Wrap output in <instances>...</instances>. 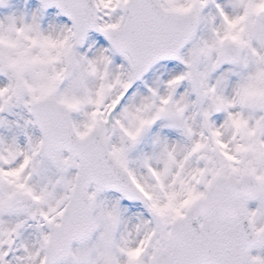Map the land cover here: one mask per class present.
<instances>
[{"label":"snow or ice","instance_id":"snow-or-ice-1","mask_svg":"<svg viewBox=\"0 0 264 264\" xmlns=\"http://www.w3.org/2000/svg\"><path fill=\"white\" fill-rule=\"evenodd\" d=\"M36 2L0 17V264H264V0Z\"/></svg>","mask_w":264,"mask_h":264},{"label":"rangeland","instance_id":"rangeland-1","mask_svg":"<svg viewBox=\"0 0 264 264\" xmlns=\"http://www.w3.org/2000/svg\"><path fill=\"white\" fill-rule=\"evenodd\" d=\"M29 5H32L33 7H38V3L36 2V0H11V5L8 8H0V17H3L13 12H15L16 14H20L21 12H27L29 11ZM54 14L55 9H50L46 15L48 17H51ZM63 19L66 18H61V20Z\"/></svg>","mask_w":264,"mask_h":264}]
</instances>
